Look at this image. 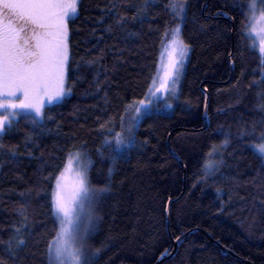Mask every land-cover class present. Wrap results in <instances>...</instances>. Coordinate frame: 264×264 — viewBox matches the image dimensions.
Wrapping results in <instances>:
<instances>
[{
    "label": "trees",
    "instance_id": "1",
    "mask_svg": "<svg viewBox=\"0 0 264 264\" xmlns=\"http://www.w3.org/2000/svg\"><path fill=\"white\" fill-rule=\"evenodd\" d=\"M186 2L190 53L180 90L118 151L125 106L146 98L177 18L168 0H148L136 19L145 0H79L68 20V93L44 108L40 123L20 115L0 133V242L26 241L14 258L0 243L5 264H49L56 229L49 177L76 150L92 160L91 184L106 188L85 241L89 264H155L175 243L160 264H264V156L248 147L261 143L253 128L264 132V67L242 35L248 0ZM213 144L219 164L205 177Z\"/></svg>",
    "mask_w": 264,
    "mask_h": 264
},
{
    "label": "snow or ice",
    "instance_id": "2",
    "mask_svg": "<svg viewBox=\"0 0 264 264\" xmlns=\"http://www.w3.org/2000/svg\"><path fill=\"white\" fill-rule=\"evenodd\" d=\"M147 2L145 0L143 7H137L132 19L144 11ZM78 3L79 0H0V133L18 123L17 117L20 115L30 117L34 125L40 123L44 108L69 91L65 87L69 63L68 20L77 15ZM258 3L264 5V0H248L242 35L252 41L249 47L257 52L264 67V7L258 8ZM165 7L174 18H182L185 0H168ZM169 36L165 43L164 38ZM162 48L157 71L151 77L145 93L149 101L176 93L179 72L189 48L180 38L179 25L171 30L166 29ZM261 77L264 80V72H261ZM150 107L151 104L145 100L125 106V111L134 109L136 117L125 126L121 116V128L126 127L128 135L125 137L116 133L115 147L131 146L134 128ZM244 135L243 131L239 133L241 138ZM251 135L261 143L248 147L264 156V132L257 134L253 128ZM105 143L111 144L112 141L105 138ZM227 144L228 140L225 139L220 147ZM217 147L211 145L206 156L216 154ZM97 151L100 152L99 149ZM82 155L87 156V153L82 154L80 150L68 153L63 167L49 177L54 181L50 207L56 221L55 235L47 243L49 264H89L85 241L93 222L94 202L106 188L91 184L89 171L92 160L88 157L85 163ZM109 159L114 158L110 155ZM73 161H76V167L72 166ZM218 164L205 159L202 165L204 176L207 177ZM26 220L25 217L21 228H24ZM21 228H15V232L20 233ZM176 239L179 240V237ZM0 243L14 258L16 249L26 241L21 235L19 239L11 236ZM166 254L165 251L162 255ZM0 264H5L2 258Z\"/></svg>",
    "mask_w": 264,
    "mask_h": 264
},
{
    "label": "rangeland",
    "instance_id": "3",
    "mask_svg": "<svg viewBox=\"0 0 264 264\" xmlns=\"http://www.w3.org/2000/svg\"><path fill=\"white\" fill-rule=\"evenodd\" d=\"M186 6H187V2H186V0H185V11H184V13L181 14L182 18H177V22H176L175 25H174V27H175L176 25H179V26H180V38H181L183 41H184V39H183V35H182V26H183L184 19H185V17H186ZM260 7H264V5H260V4L258 3V8H260ZM174 27H173V28H174ZM169 38H170V36H169ZM250 41H251V40H250ZM251 42H252V41H251ZM165 43H166V42H165ZM184 43L187 44L185 41H184ZM187 45H188V44H187ZM188 46H189V45H188ZM162 51H163V48H162L161 52H162ZM189 53H190V47L188 48L187 54H186V56H185L184 59H183V64H182V67H181L180 72H179V78H178V82H177V84H176V93H178V91L180 90V86H181V82H182V80H183V76H184V72H185V68H186V63H187V60H188V57H189ZM160 60H161V54H160L159 62H160ZM65 87H66V81H65ZM66 89H67V87H66ZM67 93H68V91L66 92V94H67ZM176 93H175V94H176ZM171 96H172V94H168V95H166V96H161L159 99H155V98H153V99H151L150 101H149V98H148V97H146L145 99H143V100H145L146 103H150V104H151V107H150L149 110L145 111V114L142 115V117H141V118L139 119V121H138L137 126L134 128V141H135V132H136V129H137V127H138L140 121L142 120V118H143L145 115L149 114L155 106L159 105L160 102L166 100V104H168L167 100H168V98L171 97ZM62 98H63V97H62ZM62 98H61V99H62ZM59 100H60V99H59ZM57 101H58V100H57ZM54 102H56V101H54ZM162 104H163V103H162ZM164 104H165V103H164ZM170 104L172 105V103H170ZM262 104H264V100L262 101ZM135 117H136V113H135L134 109L130 108V109H129V112H128L127 116H126V119H125V121H124L125 126H126L130 121L134 120ZM123 130L127 131V130H126V127H125L124 129H121V130L118 131L117 133H121V135H123V136L126 137V136L128 135V133L126 134L125 132H123ZM115 136H116V134H115ZM115 136H114V140H115ZM134 141L132 142V144L134 143ZM132 144H131V145H132ZM259 144H260V143H259ZM257 145H258V144H257ZM127 147H129V146H122V147H115V148H116V150L120 151V150H124V149L127 148ZM80 152H81L82 154L84 153V152H82V151H80ZM217 152H218V149H216V154H214V155H208V157H207V159H208L209 161H211L214 165H215V163H216V155H217ZM87 159H88V156H83V155H82V161H83V162L86 163V162H87ZM72 166H73V167H76V161H73V162H72Z\"/></svg>",
    "mask_w": 264,
    "mask_h": 264
},
{
    "label": "water",
    "instance_id": "4",
    "mask_svg": "<svg viewBox=\"0 0 264 264\" xmlns=\"http://www.w3.org/2000/svg\"><path fill=\"white\" fill-rule=\"evenodd\" d=\"M229 20L231 22H233L232 18H229ZM204 122H205V125L207 126L208 119H207L206 111L204 112ZM168 149L181 162V159L179 158V156L173 151V149L171 147V144H170V140H168ZM169 213H170V202H169V205H168V218H169ZM176 248H177V243H175V248L173 249V251L171 253L163 255L155 264H160L162 261H164L168 257H170L173 254V252L176 250ZM118 264H126V263H118Z\"/></svg>",
    "mask_w": 264,
    "mask_h": 264
}]
</instances>
